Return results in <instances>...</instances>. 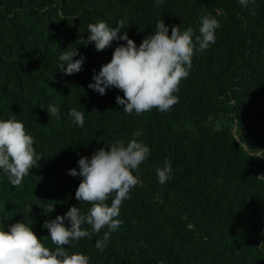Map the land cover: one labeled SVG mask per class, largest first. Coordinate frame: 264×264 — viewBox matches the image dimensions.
<instances>
[{
    "label": "trees",
    "instance_id": "1",
    "mask_svg": "<svg viewBox=\"0 0 264 264\" xmlns=\"http://www.w3.org/2000/svg\"><path fill=\"white\" fill-rule=\"evenodd\" d=\"M205 16L220 23L216 42L194 54L170 111L125 114L116 103L123 92L112 87L102 96L88 88L94 70L126 43L96 51L94 43L84 44L89 23L115 27L124 20L129 26L120 34L127 31L139 46L163 19L169 36L173 25L192 28L195 44ZM67 48L78 49L74 60L85 57L72 75L59 70ZM50 104L59 118L49 120ZM71 108L84 112L83 127L72 121ZM13 116L43 157L18 186L0 169L6 231L24 222L43 238L45 220L74 205L86 214L91 205L75 198L82 178L68 170L79 171L80 157L91 159L117 140L127 144L140 131L136 139L150 153L134 172L140 183L121 205V226L104 251L95 245L107 229L66 250L88 256L89 264H264V180L256 178L264 153L246 151L232 132L264 151V0H249L247 8L239 0H161L160 6L155 0H0V120ZM166 159L173 179L162 185L156 168ZM50 206L54 211L45 215ZM42 242L54 250L50 239Z\"/></svg>",
    "mask_w": 264,
    "mask_h": 264
},
{
    "label": "clouds",
    "instance_id": "2",
    "mask_svg": "<svg viewBox=\"0 0 264 264\" xmlns=\"http://www.w3.org/2000/svg\"><path fill=\"white\" fill-rule=\"evenodd\" d=\"M155 3L160 6L161 0H155ZM248 3L249 0H239V4L245 8ZM128 26L124 20L118 21L115 27H109L105 21L88 24L84 44L94 43L98 52L110 47L113 41L126 42L114 49L111 60L103 64L98 73L94 70L93 82L89 83L88 88L102 96L112 87L123 92V97H116V103L123 106L125 114L135 112L140 115L153 109L168 112L179 102L174 93L179 92L181 81L190 75L194 54L207 50L216 42V30L220 28V23L214 16L203 17L200 34L194 44L192 28L181 31L179 26L173 25L169 36V26L163 19L158 20L155 31L144 38L139 46L129 38L127 31L120 34L121 29ZM68 49L61 52L59 70L72 75L81 71L85 57L81 55L74 60L79 55L78 49ZM47 114L49 120L53 116L59 118V108L50 104ZM69 115L77 126L83 127L84 112L71 108ZM139 136L141 132L136 131L127 144L122 139L117 140L106 148L95 150L91 159L80 157L79 171L68 170V175L82 178L75 198L79 203L91 205L86 214H82L74 205L64 215L45 220L42 227L49 235L43 238L38 237L32 227L24 222L12 224L7 231L5 226L0 227V264H89L88 256L79 252L70 254L65 246L82 238H90L93 234L99 235L102 229H107L95 245L98 250L104 251L111 233L122 224L118 217L123 201L140 183L134 172L139 171V166L150 153L149 146L136 139ZM236 141L240 146L245 145L247 150L264 153L249 148L241 137ZM33 145L34 139L26 132L23 122L14 116L0 120V169L7 174L13 186L20 185L43 157L37 156ZM156 173L162 185L173 179L170 161L166 159L163 167L156 168ZM256 178L264 180V175ZM109 197H112L110 205L107 203ZM53 211L54 206H50L44 209V214L49 215ZM65 221L70 227L65 225ZM84 225L90 226L91 230L84 228ZM44 239H50L54 250L45 246L42 242Z\"/></svg>",
    "mask_w": 264,
    "mask_h": 264
},
{
    "label": "rangeland",
    "instance_id": "3",
    "mask_svg": "<svg viewBox=\"0 0 264 264\" xmlns=\"http://www.w3.org/2000/svg\"><path fill=\"white\" fill-rule=\"evenodd\" d=\"M232 132H233V134H234V136H235V138H236V140H237L239 137H238V135L236 134V131H235V128H234V127L232 128ZM242 146L244 147V149H245L246 151L250 152L251 154H254V155H260V154H262V153L259 152V151H250V150H247L245 145H242ZM249 148H250V146H249ZM253 150H255V149H253ZM262 175H264V171H262Z\"/></svg>",
    "mask_w": 264,
    "mask_h": 264
}]
</instances>
